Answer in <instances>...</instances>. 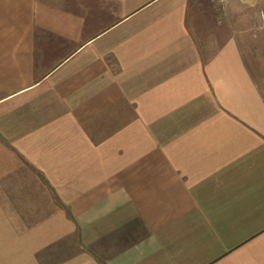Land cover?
<instances>
[{
    "label": "crops",
    "instance_id": "1",
    "mask_svg": "<svg viewBox=\"0 0 264 264\" xmlns=\"http://www.w3.org/2000/svg\"><path fill=\"white\" fill-rule=\"evenodd\" d=\"M230 8L0 0V264H264V53Z\"/></svg>",
    "mask_w": 264,
    "mask_h": 264
},
{
    "label": "rangeland",
    "instance_id": "2",
    "mask_svg": "<svg viewBox=\"0 0 264 264\" xmlns=\"http://www.w3.org/2000/svg\"><path fill=\"white\" fill-rule=\"evenodd\" d=\"M202 1V0H201ZM226 2V0H223ZM232 8L228 18L235 23L244 15L245 21L238 29L245 30L247 44L252 51L264 53V1L263 0H228ZM242 2L244 6H241ZM227 14V13H226ZM252 58H254L252 56Z\"/></svg>",
    "mask_w": 264,
    "mask_h": 264
}]
</instances>
